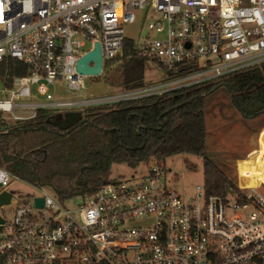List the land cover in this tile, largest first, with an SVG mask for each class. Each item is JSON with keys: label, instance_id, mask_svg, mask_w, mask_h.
I'll return each mask as SVG.
<instances>
[{"label": "built area", "instance_id": "obj_1", "mask_svg": "<svg viewBox=\"0 0 264 264\" xmlns=\"http://www.w3.org/2000/svg\"><path fill=\"white\" fill-rule=\"evenodd\" d=\"M151 11L160 19L137 45L125 26ZM127 40L140 57L184 74L113 97H55V84L66 93L84 90L89 77L77 63L97 43L105 66ZM263 64L264 0H0V133L40 111L82 113L161 97ZM164 176L154 161L68 207L36 188L42 208L24 200L12 220L2 217L0 264H264V157L256 172L263 193L235 184L225 196H208L199 186L186 198ZM11 177L0 168L1 189Z\"/></svg>", "mask_w": 264, "mask_h": 264}, {"label": "trees", "instance_id": "obj_2", "mask_svg": "<svg viewBox=\"0 0 264 264\" xmlns=\"http://www.w3.org/2000/svg\"><path fill=\"white\" fill-rule=\"evenodd\" d=\"M121 59L122 86L127 90L145 87L148 60L138 55L132 41H126L123 54L114 61ZM166 72L169 79L184 74ZM224 87L243 116L253 120L264 114L263 64L161 97L86 109L83 120L67 131L56 123L65 113L40 111L33 121L0 133V168L34 188L51 191L64 203L95 195L115 182V165L137 169L154 161L193 156L203 159L207 195L225 196L235 182L227 173L230 169L210 158L204 107L205 99Z\"/></svg>", "mask_w": 264, "mask_h": 264}, {"label": "rangeland", "instance_id": "obj_3", "mask_svg": "<svg viewBox=\"0 0 264 264\" xmlns=\"http://www.w3.org/2000/svg\"><path fill=\"white\" fill-rule=\"evenodd\" d=\"M136 16L137 19L134 24L125 26L126 36L135 44L143 45L145 42L142 36L143 30L150 23L159 20L160 15L151 11L146 20H144L145 15L141 12H138ZM123 67L124 61L122 59L114 61L107 68H104L100 77H89L84 90L78 93H66L61 89L60 84H55L52 90L55 92L56 98L66 100L97 99L122 95L130 91L121 83L120 71ZM168 80L169 76L166 70L153 61L147 62L145 66L146 88L159 86ZM36 97L40 101L44 100L39 96ZM116 104L109 103V105L94 108ZM204 107L207 126L206 144L210 158L230 169V171H227L228 175L234 179L235 184L242 192L247 193L255 190L263 193V184L258 182L256 172L260 159L264 157V151L260 150L257 145L259 137L264 132V114L253 120L243 116L234 106L231 95L225 87L209 95L205 99ZM161 164L166 173V176H164L166 179L163 180V183L186 198L195 196L197 187L204 186L203 159L182 155L172 157L166 163L161 162ZM189 166H192L194 170L189 169ZM145 170H147L145 165H141L137 169L115 165L112 169V177L115 180L132 178L134 175L139 176ZM247 173H251L253 176L248 179L246 177ZM1 191H6L12 195V202L0 211V215L9 221L14 218L17 209L24 204V200H34L42 197L41 191L13 176L7 187L0 188ZM77 202H80V200L74 199L63 204L68 207L75 206Z\"/></svg>", "mask_w": 264, "mask_h": 264}, {"label": "water", "instance_id": "obj_4", "mask_svg": "<svg viewBox=\"0 0 264 264\" xmlns=\"http://www.w3.org/2000/svg\"><path fill=\"white\" fill-rule=\"evenodd\" d=\"M147 31L144 30L143 37L146 36ZM77 72L82 76L88 77H100L104 70L103 54L101 44L97 43L95 50L84 57H82L77 63ZM83 120V114L80 112L67 113L64 117L57 119L56 123L59 124L61 131H67L74 125ZM258 148L264 151V132L257 141ZM227 192H232L229 188ZM12 200V195L6 191L0 192V208L9 205ZM36 204L39 208L43 207V200L37 199ZM2 216L0 215V224H3ZM1 230V229H0Z\"/></svg>", "mask_w": 264, "mask_h": 264}]
</instances>
